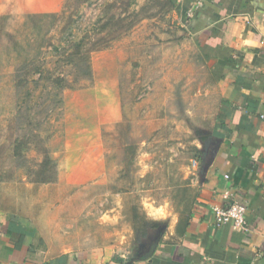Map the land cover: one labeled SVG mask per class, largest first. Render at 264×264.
Here are the masks:
<instances>
[{
  "label": "rangeland",
  "instance_id": "obj_1",
  "mask_svg": "<svg viewBox=\"0 0 264 264\" xmlns=\"http://www.w3.org/2000/svg\"><path fill=\"white\" fill-rule=\"evenodd\" d=\"M129 1L0 15V213L67 244L108 233L116 257L134 243L128 224L159 217L170 175L190 169L209 86L166 1ZM83 37L100 49L63 56Z\"/></svg>",
  "mask_w": 264,
  "mask_h": 264
},
{
  "label": "crops",
  "instance_id": "obj_2",
  "mask_svg": "<svg viewBox=\"0 0 264 264\" xmlns=\"http://www.w3.org/2000/svg\"><path fill=\"white\" fill-rule=\"evenodd\" d=\"M67 1L0 0V15H58ZM74 1L86 11L93 0ZM165 1L166 15L201 58L209 81L201 140L191 143L197 167L170 175L174 197L155 206L159 217L147 208L139 213L145 230L128 224L134 243L118 257L108 233L101 242L90 231L82 245L67 244L28 216L7 233L8 213L1 212L0 264H264V0ZM233 202L246 207V230L214 221L212 208Z\"/></svg>",
  "mask_w": 264,
  "mask_h": 264
},
{
  "label": "trees",
  "instance_id": "obj_3",
  "mask_svg": "<svg viewBox=\"0 0 264 264\" xmlns=\"http://www.w3.org/2000/svg\"><path fill=\"white\" fill-rule=\"evenodd\" d=\"M131 3L132 2L129 1L127 3L126 7L129 8ZM99 49H100L99 46H97L95 44H93L91 47H86V44L84 42V37H83L79 41H75V42L70 43V45H68L67 48L63 47V50H64L63 56H67V57L72 56L74 59L81 57L83 59V57L87 58V56H89V54H91L92 52L97 51ZM56 50H58V49L56 48ZM68 61H69V63H71V59H69ZM85 66H86V69L88 70V73H89V65L86 63ZM84 69H85V67H84ZM195 156H196V159L198 160L199 159V153L195 154ZM17 213L18 212L16 210L14 212L10 211V213H8L9 227L6 230L7 233L13 232L15 225H18L20 223L26 224L27 219L22 218V216L20 214H17ZM139 218H137L138 221L136 222V224H138L137 226H139L140 229L145 230L147 228V224L143 220H140ZM120 262H122V261L120 260Z\"/></svg>",
  "mask_w": 264,
  "mask_h": 264
},
{
  "label": "built area",
  "instance_id": "obj_4",
  "mask_svg": "<svg viewBox=\"0 0 264 264\" xmlns=\"http://www.w3.org/2000/svg\"><path fill=\"white\" fill-rule=\"evenodd\" d=\"M197 161H192L196 166ZM214 221L217 225H228L235 230H246V207L242 203L233 202L226 207L214 206L212 208Z\"/></svg>",
  "mask_w": 264,
  "mask_h": 264
},
{
  "label": "water",
  "instance_id": "obj_5",
  "mask_svg": "<svg viewBox=\"0 0 264 264\" xmlns=\"http://www.w3.org/2000/svg\"><path fill=\"white\" fill-rule=\"evenodd\" d=\"M153 249H154V245L151 247V249H150V252H149V254H147V256H146V257H149V256L151 255V253H152ZM126 264H130V262H128V263H126Z\"/></svg>",
  "mask_w": 264,
  "mask_h": 264
}]
</instances>
